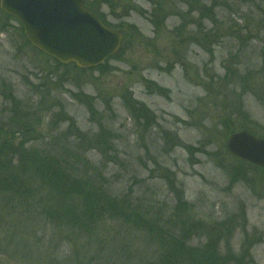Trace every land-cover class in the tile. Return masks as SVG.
<instances>
[{"label": "rangeland", "instance_id": "1", "mask_svg": "<svg viewBox=\"0 0 264 264\" xmlns=\"http://www.w3.org/2000/svg\"><path fill=\"white\" fill-rule=\"evenodd\" d=\"M85 3L123 34L120 51L100 71L58 67L27 42L20 22L0 11V122L10 115L11 94L37 113L27 149L50 150L68 127L55 121L62 110L87 135L103 125L117 136V158L88 146L85 155L110 195H130L149 217L167 222L180 191L191 219L205 227V238L192 245L210 240L223 257L264 264V172L227 149L231 127L264 134V0ZM205 7L222 26L219 43H205V26H214L202 16ZM247 72L254 75L245 79ZM34 190L39 196L14 204L0 196V264H83L92 256L95 264L156 262L155 243L132 223L108 221L86 238L44 219L36 202L47 192Z\"/></svg>", "mask_w": 264, "mask_h": 264}, {"label": "trees", "instance_id": "2", "mask_svg": "<svg viewBox=\"0 0 264 264\" xmlns=\"http://www.w3.org/2000/svg\"><path fill=\"white\" fill-rule=\"evenodd\" d=\"M85 7L106 25L92 6L87 3ZM202 11H204L202 16L209 15L214 25L208 30L205 26V43L211 45L213 40L219 43L222 39L220 22L216 20L212 8L205 7ZM3 15L7 19L15 20L4 13ZM152 24L155 25L154 22ZM106 26L110 28L109 25ZM55 63L61 67L58 62ZM72 66L77 68L75 65ZM103 68L105 64L96 69L78 70L100 71ZM232 73L234 72H228ZM247 73L244 78H251L254 75L253 72ZM75 97L84 99V95L75 94ZM89 99V110L94 114L93 98ZM6 100L11 104L10 115L7 120L0 122V196L6 204L23 202L24 196L30 197L32 193L33 197L39 196L34 190L39 188L47 192V195L40 196L39 202H36L41 209L40 215L49 223L77 231L86 238L96 237L97 231L108 221L115 220L128 225L132 223L131 225L146 232L156 245L157 260L148 264H239L235 261L242 260L231 253L230 256L223 257L218 245L211 244L210 240L200 245L191 244L195 237L205 238V227L191 219L189 216L191 206L183 200L180 191L176 193L174 216L167 222L160 220L159 214L149 217L152 215L146 214L140 208L141 205L133 204L130 195L122 198L110 195L105 182L103 183V173L92 165L85 155V148L88 146L99 150L103 157L117 158L114 145L117 136L110 129L100 124L99 132H96L95 136L87 135L82 133L73 123V119L62 110L60 115L56 114L55 121L65 122L68 127L55 137L50 150L27 149L25 146L35 141L33 122H36V119H33V115L37 113L26 112L20 100L14 95L10 94ZM56 103L49 108L55 109L58 105ZM141 110L145 111L146 108L142 106ZM133 116L134 120L140 121L141 118L137 114ZM236 129V126L228 129L229 135L236 133ZM239 130L248 131L264 139V134L251 126H242ZM17 139L23 142L15 149L12 146ZM60 142H65L63 144L65 146ZM262 171L264 172L263 169ZM173 185L172 181L170 183L172 190ZM92 257L83 260V264H95Z\"/></svg>", "mask_w": 264, "mask_h": 264}, {"label": "water", "instance_id": "3", "mask_svg": "<svg viewBox=\"0 0 264 264\" xmlns=\"http://www.w3.org/2000/svg\"><path fill=\"white\" fill-rule=\"evenodd\" d=\"M86 0H0V9L15 18L28 42L61 65L95 69L115 56L123 34L108 28L85 8ZM229 153L264 169V139L248 131L230 136Z\"/></svg>", "mask_w": 264, "mask_h": 264}]
</instances>
